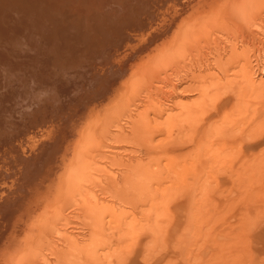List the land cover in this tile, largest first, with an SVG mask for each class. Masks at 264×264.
<instances>
[{
    "label": "rangeland",
    "instance_id": "374dc122",
    "mask_svg": "<svg viewBox=\"0 0 264 264\" xmlns=\"http://www.w3.org/2000/svg\"><path fill=\"white\" fill-rule=\"evenodd\" d=\"M233 15L227 14L229 25L210 24L211 31L203 18L208 33L201 26L180 56L143 66L145 76L132 90L123 83L162 45L163 31L146 30L150 41L143 44L151 48L137 38L129 43L135 52L124 44L102 58L92 54L89 65H73L56 85L49 83L52 69H43L41 87L62 92L56 134L35 153L29 180L0 178L7 188L0 196V244H14L15 234L22 242L33 231L30 251L18 247L25 252L19 264H264V0H254L238 20ZM29 79L23 86L32 96ZM74 141L80 157L71 166V191L67 202L55 203L52 180L58 184L63 168L54 167L61 154L72 157ZM45 206L58 218L55 232L32 227Z\"/></svg>",
    "mask_w": 264,
    "mask_h": 264
},
{
    "label": "bare ground",
    "instance_id": "6f19581e",
    "mask_svg": "<svg viewBox=\"0 0 264 264\" xmlns=\"http://www.w3.org/2000/svg\"><path fill=\"white\" fill-rule=\"evenodd\" d=\"M253 2L254 0H230V2L226 0H0V178L4 180L7 179L9 182H13L14 179L16 181L17 179L29 180L33 174L31 169L34 168L31 167V162L34 161L35 153L40 151H42L40 154L43 153V148L48 145V141L56 134L54 132V127L56 128L59 125L55 123L56 117H58L56 114L62 111L63 106H61V100L63 97L60 87L56 88L52 84H47V87H41V75L43 76L45 72H43V69L46 70V67L48 71L49 68L52 69L49 71L51 75L49 83L52 79L53 84L56 85V82L61 83L64 78L69 76V73L74 69L73 65H81L82 67L86 66L85 64L89 65L88 60L91 58L92 54H97L99 58H102L106 52L108 53V50H111L108 53L110 54L112 49L116 50V48H120L124 44L130 47L137 38H139L137 41L140 46L141 41L142 44L150 41L149 38L145 36L147 33L146 30L150 29L151 31V29H155L161 33L163 31L164 40L161 39V42L159 41L162 45L160 46V43H158L160 47L155 49L152 48L155 51H152V54L147 51L149 54L146 53V55L148 54L146 60L144 61L141 59L144 61L143 63L139 64L136 61V64H139L138 67L134 70L132 69L133 72L131 76L123 83L125 88L129 86V89H131L130 87L133 89L136 83L139 84V78L145 76L144 73L147 70L143 72V66L148 64L149 67L148 65L146 67H153L156 62H159L165 55H170V53L173 52L178 56L183 49V44L191 42L189 40L191 36L197 34L198 28L202 26V30L204 31L206 30L205 27H207V30L209 27V31H211L214 27L212 26L211 28V25H216L217 21H219L218 23L222 26L229 25L227 14L230 16L235 12L242 16ZM216 6H218V9L216 8V11H214L213 8ZM192 14H198L197 16L200 18H194L195 20H193V18H191ZM236 15H233L235 19L238 18ZM179 18H181V23L178 22ZM188 18H190V23L187 20ZM203 18H207L205 20H207L209 26L203 27V25H206V23L203 24ZM18 23H21V27L19 28L15 27ZM77 30L83 32L81 37H76L75 34ZM139 31L141 32L138 33ZM154 33L157 32H153L152 34ZM161 33H159V36L161 35L162 37L163 33ZM204 33L208 32L204 31ZM143 36L147 38L145 39L146 41H143ZM151 37L153 36L151 35ZM101 41L103 42L101 43ZM129 43L132 44L129 45ZM76 45H80V49H77ZM102 45H105L104 47L108 46L109 49L106 48L107 50L103 51L105 48ZM148 45L150 46V44ZM37 46L39 50L35 52L34 49H36ZM151 47L152 46L149 48ZM43 48L45 50H43ZM70 49L75 52V56L71 53L69 54L68 51ZM132 49L133 50L130 51H136L135 47H132ZM156 49H158L157 52ZM120 52L122 53V51ZM11 53L17 54L18 60H21H16L17 62L13 63H6V59L15 56ZM143 53L142 55H145V53ZM128 54L129 52L126 55ZM80 58H82V61ZM122 58L120 60H122ZM94 59L98 60L95 57ZM170 60L173 62V59ZM163 62L165 61L163 60ZM49 65L51 66L49 67ZM173 67L174 66L170 68L173 69ZM83 69H86V67ZM29 77L31 78L29 79L30 83L32 82L36 87L32 96H29L28 88L23 86V83L26 84L24 82L25 79ZM38 77H41V82ZM47 77H49V75ZM96 79L99 78L96 77ZM81 84L82 83L79 82V85ZM49 86H53V93L51 92L53 96L48 95L47 97L46 93L48 94L49 92ZM37 91H40V95L37 94ZM126 96H128V94ZM9 105H13V108H11L12 106L9 107ZM50 106H52L51 110H49ZM107 110L108 109L102 111L103 116H105ZM52 111L55 112L54 115ZM7 127H9V130L7 129L8 132L5 131ZM87 127L84 129L90 128ZM80 131L78 133H80ZM86 133L87 131L84 133V136H86ZM82 134L80 135L83 136ZM74 142L76 146H72L74 145L72 143V145H70V147H76L74 150H71L73 154L71 153L72 160H70V164L66 165V161H68L67 158L70 157L67 153L66 156L69 157L61 154V156L63 155L65 157L62 156L64 158L63 160L62 157L58 159L60 163L57 165L58 167H54L55 164H52L53 166L51 167V169L53 167L55 169L63 168V171L60 170L61 173L58 175V184L55 180H52V185L56 189L53 188V191H51L55 193L53 194L54 197H56H52V193L48 194L49 197L51 196V200L54 198L55 203L62 199L67 202V199H64V197L71 191H67L68 187L71 186V178L73 179V175L75 176V172H73L71 166H74V161L76 162L77 157H80L78 156L80 154V151L78 152L80 149L79 143L78 141ZM39 143H41L42 146L39 145ZM68 146L66 147L67 150ZM53 151L52 148L50 154L47 156V162ZM54 178H56L55 174ZM19 180L17 181L18 184ZM69 189L71 188L69 187ZM5 190H7V188L4 185L0 186V196ZM49 199L50 198H48L47 202H49ZM49 206L47 208L45 206L39 215L35 214L37 218L33 223L31 222L33 224L32 227L38 226L39 229H42L41 231L46 230L49 233L54 231L52 228L54 229L58 218L53 217L54 213H52L53 215H51L50 212L48 213ZM51 207H53V205ZM49 211H51V209ZM49 214L51 215L50 219L49 216H47ZM21 230L19 231L21 232ZM20 232H17V235ZM30 233H33V231ZM29 234L23 236L22 242L16 240L15 234L12 235V237L9 236L12 238L14 244H7V246L5 245L3 247L0 244L2 247L0 249V264H19L22 261V256L25 254L23 251L25 248L23 244L25 246L27 245V249H25L26 252H28L30 247H33L29 244L30 235H32ZM21 244L24 248L22 249L20 247L22 250H18ZM30 255L32 256V254ZM6 261H10V263H6Z\"/></svg>",
    "mask_w": 264,
    "mask_h": 264
}]
</instances>
